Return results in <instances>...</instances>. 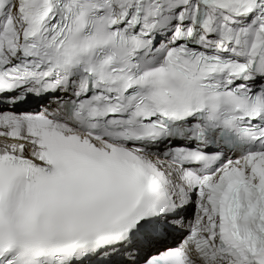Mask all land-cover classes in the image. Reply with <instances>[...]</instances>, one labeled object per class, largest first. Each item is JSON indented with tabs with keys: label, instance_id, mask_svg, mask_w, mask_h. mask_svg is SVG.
Instances as JSON below:
<instances>
[{
	"label": "snow or ice",
	"instance_id": "1",
	"mask_svg": "<svg viewBox=\"0 0 264 264\" xmlns=\"http://www.w3.org/2000/svg\"><path fill=\"white\" fill-rule=\"evenodd\" d=\"M0 264H264V0H0Z\"/></svg>",
	"mask_w": 264,
	"mask_h": 264
}]
</instances>
